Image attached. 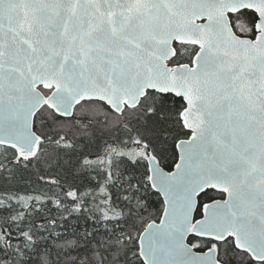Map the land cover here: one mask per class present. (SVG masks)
<instances>
[{
    "label": "snow or ice",
    "instance_id": "1",
    "mask_svg": "<svg viewBox=\"0 0 264 264\" xmlns=\"http://www.w3.org/2000/svg\"><path fill=\"white\" fill-rule=\"evenodd\" d=\"M0 264H264V0H0Z\"/></svg>",
    "mask_w": 264,
    "mask_h": 264
}]
</instances>
